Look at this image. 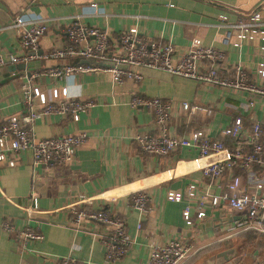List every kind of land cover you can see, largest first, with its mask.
Instances as JSON below:
<instances>
[{
	"label": "crops",
	"instance_id": "obj_1",
	"mask_svg": "<svg viewBox=\"0 0 264 264\" xmlns=\"http://www.w3.org/2000/svg\"><path fill=\"white\" fill-rule=\"evenodd\" d=\"M256 8L264 19V0H0V54L6 59L9 54L23 53L19 37L10 27L16 15L50 21L39 40L38 55L25 63L26 68L13 69L9 62L0 67V123L24 109L23 83L38 85L46 94L52 88L65 87L69 99L95 103L80 114L78 122L54 112L36 121L38 138L86 134L72 162L33 164L31 157L24 156L16 167H0V221L9 219L17 229L30 227L43 236L21 242L0 227V264H59L67 256L76 264H108L104 245L96 235H106V226L90 220L75 228L69 207L75 203L77 207L107 210L125 220L132 244L122 258L109 264H145L151 246L175 238L198 249L183 264H264L260 260L264 236L252 232L230 235L228 228L239 215L227 205L206 208V215L195 224L203 225L196 234L192 233L194 228L185 225L181 215L185 201H169L165 194L201 181L200 168L208 159L190 147L157 157L141 152L133 136L140 132L156 135L158 129L151 110L130 105L136 95L172 102L166 129L173 134L186 135L201 128L211 138L221 139V130L239 117L246 125L260 123L264 139V96L144 66L128 67L141 75L140 81L129 78L121 83L114 82L104 68L55 75L53 72L64 66L79 65L73 59L78 57H44L52 48L67 44V26L77 17L106 30L112 42L120 31L136 26L146 38L170 42L174 57L199 38L205 45L224 49L226 65L239 62L260 85L255 64L264 61L263 43L224 46L220 38L225 27L218 26L222 16L233 21L238 14ZM182 101L206 107L209 113L188 115L179 106ZM223 140L231 143L230 138ZM226 181L227 175L220 183L225 185ZM142 190L150 192L149 213L144 217L129 203L130 196ZM80 196L88 200L79 202ZM33 197L38 208L27 215L24 207L31 205ZM140 220L139 230L136 226Z\"/></svg>",
	"mask_w": 264,
	"mask_h": 264
},
{
	"label": "built area",
	"instance_id": "obj_2",
	"mask_svg": "<svg viewBox=\"0 0 264 264\" xmlns=\"http://www.w3.org/2000/svg\"><path fill=\"white\" fill-rule=\"evenodd\" d=\"M49 25L50 21L41 17L16 15L10 27L16 31L23 53L9 54L7 59L0 54V67L7 62L15 65L27 63L35 58L38 55L39 40L48 31ZM218 26L225 27L220 38L224 46L238 48L243 44L262 42L260 49L264 51V19L259 8L238 14L233 21H228L222 16ZM66 33L67 44L52 48L44 55L45 58L79 57L96 62L110 61V65L64 66L61 70L53 72L55 75H60L61 72H89L104 68L111 73L114 82L121 83L129 78L140 81L141 75L128 67L144 66L192 78L205 84L264 96V61L255 64V75L261 80V84L257 85L239 62L226 65L224 49L205 45L199 38L192 40L187 51L174 57V46L170 42L146 38L136 26L120 31L112 42L106 30L89 26L74 17L67 26ZM21 95L24 109L19 113L9 114L0 123V167H16L23 162L24 156L31 157L33 164L72 162L78 147L86 141V134L38 138L34 132L36 121L54 112L63 119L70 117L72 122H78L80 114L95 103L92 100L69 99L65 87L52 88L50 94H46L40 86L31 83L22 84ZM130 105L151 110L158 129L156 135L140 132L133 136L132 139L141 152L157 157L181 147H190L196 148L201 158L208 159L200 168L201 181L194 180L182 190H168L165 194L169 201H185L181 215L189 229L194 228L196 222L206 215V208L227 205L239 215L228 228L230 235L252 232L264 236V139L260 123L246 125L241 118H235L230 126L220 132L223 138L231 139L229 144L223 138H211L207 131L201 128L193 129L186 135L168 132L166 126L173 112V103L160 97L136 95L131 98ZM179 106L188 115L199 111L209 113L208 108L187 101L180 102ZM226 175L227 181L222 185L220 181ZM80 197L79 202L88 200L84 196ZM149 200L150 192L142 190L132 194L129 203L140 217H144L149 213ZM75 204L69 206L72 212L71 222L75 228L90 220L102 223L106 226V235H96L104 245L107 263L122 258L132 244L125 220L104 209L93 210L77 207ZM37 208V199L33 197L31 205L24 207V210L30 215ZM0 227L5 232L12 233L21 242L43 237L40 232L30 227L17 229L9 219H2ZM136 228H142L141 220ZM197 251L198 249L187 241L171 239L166 243L151 246L145 264H183ZM59 264H76V260L67 256L60 260Z\"/></svg>",
	"mask_w": 264,
	"mask_h": 264
},
{
	"label": "water",
	"instance_id": "obj_3",
	"mask_svg": "<svg viewBox=\"0 0 264 264\" xmlns=\"http://www.w3.org/2000/svg\"><path fill=\"white\" fill-rule=\"evenodd\" d=\"M73 59L75 60V63L79 64V65H98L100 67H106V66L110 65V63H108V62H105V63L96 62L94 60H89V59H84V58H79V57L78 58H73ZM14 67L16 69H24V68H26V64L25 63L15 64V65H13V69H14ZM199 227H203V225L202 226L201 225H197V227L195 225L194 230L192 231V233H194V234L198 233Z\"/></svg>",
	"mask_w": 264,
	"mask_h": 264
},
{
	"label": "rangeland",
	"instance_id": "obj_4",
	"mask_svg": "<svg viewBox=\"0 0 264 264\" xmlns=\"http://www.w3.org/2000/svg\"><path fill=\"white\" fill-rule=\"evenodd\" d=\"M220 234V233H219ZM220 236H221V234H220ZM261 255V256H260ZM259 256H260V260H262L263 262H264V246H261V254H260ZM249 261V260H248ZM261 261V263H263Z\"/></svg>",
	"mask_w": 264,
	"mask_h": 264
},
{
	"label": "flooded vegetation",
	"instance_id": "obj_5",
	"mask_svg": "<svg viewBox=\"0 0 264 264\" xmlns=\"http://www.w3.org/2000/svg\"><path fill=\"white\" fill-rule=\"evenodd\" d=\"M232 256H233V255H232ZM227 257H231V255H230V254H228V255H227Z\"/></svg>",
	"mask_w": 264,
	"mask_h": 264
}]
</instances>
